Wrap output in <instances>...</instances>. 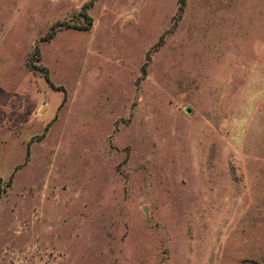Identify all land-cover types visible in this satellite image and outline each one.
<instances>
[{
	"label": "rangeland",
	"instance_id": "1",
	"mask_svg": "<svg viewBox=\"0 0 264 264\" xmlns=\"http://www.w3.org/2000/svg\"><path fill=\"white\" fill-rule=\"evenodd\" d=\"M0 191V264H264V0H0Z\"/></svg>",
	"mask_w": 264,
	"mask_h": 264
},
{
	"label": "trees",
	"instance_id": "2",
	"mask_svg": "<svg viewBox=\"0 0 264 264\" xmlns=\"http://www.w3.org/2000/svg\"><path fill=\"white\" fill-rule=\"evenodd\" d=\"M93 1H94V0H91V3H92ZM51 30H53V32H51L49 36L44 37V40H45V41H46V40H50V39H52L53 36L56 34V29H54V27H53ZM36 52H38V50H36ZM43 70H45V68H43ZM45 72H47V71L45 70ZM46 77H47V80H49L48 76H46ZM4 192H5V191H0V197H1L2 193H4Z\"/></svg>",
	"mask_w": 264,
	"mask_h": 264
},
{
	"label": "water",
	"instance_id": "3",
	"mask_svg": "<svg viewBox=\"0 0 264 264\" xmlns=\"http://www.w3.org/2000/svg\"><path fill=\"white\" fill-rule=\"evenodd\" d=\"M188 111L190 112L191 110L189 109Z\"/></svg>",
	"mask_w": 264,
	"mask_h": 264
}]
</instances>
